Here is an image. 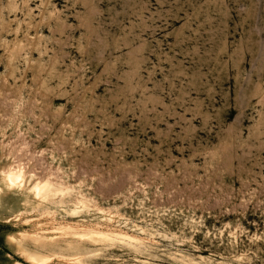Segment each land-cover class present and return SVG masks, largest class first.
I'll use <instances>...</instances> for the list:
<instances>
[{
    "label": "rangeland",
    "instance_id": "rangeland-1",
    "mask_svg": "<svg viewBox=\"0 0 264 264\" xmlns=\"http://www.w3.org/2000/svg\"><path fill=\"white\" fill-rule=\"evenodd\" d=\"M2 167L71 196L0 264L41 221L135 237L89 264H264V0H0Z\"/></svg>",
    "mask_w": 264,
    "mask_h": 264
},
{
    "label": "bare ground",
    "instance_id": "bare-ground-1",
    "mask_svg": "<svg viewBox=\"0 0 264 264\" xmlns=\"http://www.w3.org/2000/svg\"><path fill=\"white\" fill-rule=\"evenodd\" d=\"M20 167L17 169L2 167L0 169V222H18L22 217H25V214L33 213L37 209H51L52 199L59 194L64 193L65 198L71 196L69 191L64 190V185H58L49 180L36 182L32 175ZM82 208L86 217L96 219V222L108 221L112 218L111 214L103 209H92L83 203L74 206L69 213L78 214L79 209ZM63 211L65 210L58 212L56 208V212L59 214ZM6 214L14 218H10ZM23 220L25 223L34 222L29 218ZM47 224L41 221V224L37 225L36 231L29 232L20 229L17 233L9 232L4 235L10 252L16 254L18 258H23L24 263L15 261L14 264H25V262L31 264H89L90 257L97 255L101 251V247H105L108 243L125 244L127 241L135 240L132 234L101 233L95 229L75 227L74 224L69 223L48 231L46 230ZM165 255L171 261L177 259L176 253L166 252ZM198 258L206 262L204 257L199 256ZM181 261L185 264L200 263L195 262L191 257L184 256Z\"/></svg>",
    "mask_w": 264,
    "mask_h": 264
}]
</instances>
